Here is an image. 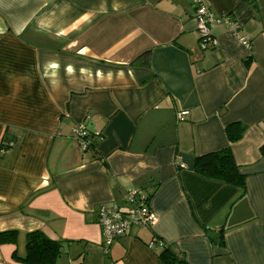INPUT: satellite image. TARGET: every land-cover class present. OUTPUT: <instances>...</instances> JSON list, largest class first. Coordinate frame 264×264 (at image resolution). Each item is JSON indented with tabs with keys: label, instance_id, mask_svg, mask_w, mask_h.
<instances>
[{
	"label": "crops",
	"instance_id": "crops-1",
	"mask_svg": "<svg viewBox=\"0 0 264 264\" xmlns=\"http://www.w3.org/2000/svg\"><path fill=\"white\" fill-rule=\"evenodd\" d=\"M207 4L202 50L191 0H0V232L18 231L0 264L35 230L56 264H163L155 240L188 264H264V0ZM225 147L243 192L193 169ZM130 190L157 220L105 255L98 208L129 210Z\"/></svg>",
	"mask_w": 264,
	"mask_h": 264
},
{
	"label": "trees",
	"instance_id": "trees-1",
	"mask_svg": "<svg viewBox=\"0 0 264 264\" xmlns=\"http://www.w3.org/2000/svg\"><path fill=\"white\" fill-rule=\"evenodd\" d=\"M233 126L229 125L231 127L228 132L230 141L239 139L244 130V127L240 126L237 133H234ZM88 145L87 151L94 146V142L90 137ZM262 151H264V148H262ZM193 169L204 177L237 186L241 189V192L244 190L245 176L240 172L230 147L195 157ZM17 238V230L12 229L0 232V244H16ZM155 244L160 248L157 256L163 264H188L183 257L175 253L172 248L165 245L161 240H155ZM218 244L219 246L222 245L220 236ZM24 249L23 256H19L14 251L12 258L22 264H56L62 253V243L48 238L39 230H35L26 233Z\"/></svg>",
	"mask_w": 264,
	"mask_h": 264
},
{
	"label": "built area",
	"instance_id": "built-area-1",
	"mask_svg": "<svg viewBox=\"0 0 264 264\" xmlns=\"http://www.w3.org/2000/svg\"><path fill=\"white\" fill-rule=\"evenodd\" d=\"M194 5V21L196 32L199 37V46L202 50L214 48L215 38L211 35L210 26L217 21L214 14L209 9L207 0H191ZM239 41L250 48V43L243 37ZM188 114L187 110H180L176 113L177 120H183ZM87 127L79 124L73 129V135L78 148L85 152L88 149L89 136ZM126 201L131 206L129 210H123L113 203H102L97 211V223L101 228L103 254H107L109 247L115 239L122 236L133 225L147 226L157 220L147 205V196H143L137 190H130Z\"/></svg>",
	"mask_w": 264,
	"mask_h": 264
}]
</instances>
